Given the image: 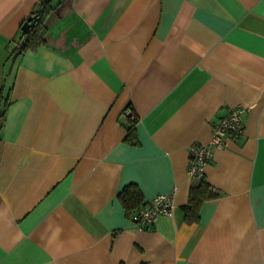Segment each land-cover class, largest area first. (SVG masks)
<instances>
[{"label":"crops","instance_id":"0c3cea01","mask_svg":"<svg viewBox=\"0 0 264 264\" xmlns=\"http://www.w3.org/2000/svg\"><path fill=\"white\" fill-rule=\"evenodd\" d=\"M41 1L0 0V264H264V0H46L18 54ZM235 107L187 223L189 147ZM129 183L171 212L138 226Z\"/></svg>","mask_w":264,"mask_h":264},{"label":"built area","instance_id":"2783aa9c","mask_svg":"<svg viewBox=\"0 0 264 264\" xmlns=\"http://www.w3.org/2000/svg\"><path fill=\"white\" fill-rule=\"evenodd\" d=\"M241 108H232L228 115L211 126V138L207 143H193L189 147L187 172L191 179H198L203 175L204 165L211 159L213 150L223 148L227 140L238 138L243 133L241 122ZM125 114L134 118L133 110L127 106ZM3 111L0 108V126L3 122ZM173 207L172 192L158 193L146 200L145 206L133 214L135 223L140 227H151L157 218L169 214Z\"/></svg>","mask_w":264,"mask_h":264},{"label":"trees","instance_id":"16d2710c","mask_svg":"<svg viewBox=\"0 0 264 264\" xmlns=\"http://www.w3.org/2000/svg\"><path fill=\"white\" fill-rule=\"evenodd\" d=\"M45 4L46 0H42L37 8L31 12L30 15L34 16V23L27 30H20V44L13 50L16 53L22 54L27 50L36 49L45 43L46 26L42 21ZM127 116L129 117V115ZM136 121L137 116L135 115L133 119L130 118V124L125 126V140L131 143L136 141ZM192 180L193 182L189 187L188 201L183 205L184 219L187 223L197 222L199 220V209L202 203L218 195L206 181L204 174L200 178ZM117 197L122 203L126 214L129 216L137 213L146 204V200L142 197L141 191L134 183L125 185L117 194Z\"/></svg>","mask_w":264,"mask_h":264},{"label":"water","instance_id":"95a60500","mask_svg":"<svg viewBox=\"0 0 264 264\" xmlns=\"http://www.w3.org/2000/svg\"><path fill=\"white\" fill-rule=\"evenodd\" d=\"M33 23H34V16L33 15H29L23 21V23L21 25V29L22 30H27Z\"/></svg>","mask_w":264,"mask_h":264}]
</instances>
